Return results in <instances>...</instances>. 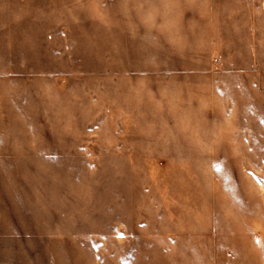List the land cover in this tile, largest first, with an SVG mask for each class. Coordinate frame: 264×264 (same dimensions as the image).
Segmentation results:
<instances>
[{"label":"rangeland","instance_id":"obj_1","mask_svg":"<svg viewBox=\"0 0 264 264\" xmlns=\"http://www.w3.org/2000/svg\"><path fill=\"white\" fill-rule=\"evenodd\" d=\"M3 264H264V0H0Z\"/></svg>","mask_w":264,"mask_h":264},{"label":"crops","instance_id":"obj_2","mask_svg":"<svg viewBox=\"0 0 264 264\" xmlns=\"http://www.w3.org/2000/svg\"><path fill=\"white\" fill-rule=\"evenodd\" d=\"M0 264H3V262L0 261Z\"/></svg>","mask_w":264,"mask_h":264}]
</instances>
